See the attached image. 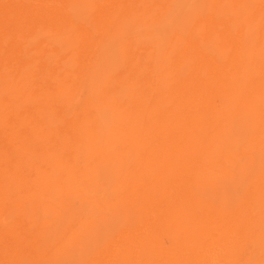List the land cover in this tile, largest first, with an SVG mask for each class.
<instances>
[{
  "label": "bare ground",
  "instance_id": "obj_1",
  "mask_svg": "<svg viewBox=\"0 0 264 264\" xmlns=\"http://www.w3.org/2000/svg\"><path fill=\"white\" fill-rule=\"evenodd\" d=\"M2 1L6 2V0H0V2H2ZM7 1H10V2H8V6L12 7V9H11L12 11H15V9H19L24 14H26L27 11L28 12L31 11V13L36 12L31 7H32V5L36 6L37 2H39V0H37L35 3L34 2L32 3L29 0H7ZM42 1H47V0H42ZM179 1H177L176 4H178ZM50 2H51L52 8L55 6H57V7L60 6V8H63L66 10V12H64L63 10H59V11L55 10L58 12V13L54 14L55 22H58V23L68 22L69 23L70 21H73L72 18H75L76 20H79L83 26L84 25H86V27L88 26L90 31L91 32L93 31L94 34H95L96 30L94 29V27H92L90 22L92 21L93 15L96 13L101 14L104 11L105 12L111 11V10H115V9H120L123 6L129 7V6H133V5H149V6L155 5V7H157L159 9L158 11H159V17H160V22H161L160 27H159L160 36L158 39L154 38V39L159 40V45L157 46V49L159 48L158 55H159V53H161L160 56L157 57L158 61H156V62L154 61L155 64L158 63V65H157L158 68H155V69L159 70V72L156 73L157 76L154 79V81L156 82V86H157V89H155V94L158 97L159 106H157V110L155 109L154 112H152V113L148 112L147 114L145 113V115H147L145 120L149 121L151 129L154 130V133H155V137L153 138V140H157V143L155 144V146L153 148V152L150 151L151 149L148 150L149 143H147V141H144L145 143H142V141H141L139 143L140 147H141V143H142L143 147L147 150V154H145V155H149V156H144V155L141 156L140 154H139L140 156L137 155L138 157L137 156L136 157L139 160L140 164L134 165L135 164L134 162L130 164V165L133 164V166H135L134 169L136 171H133V172L129 171V167H128L129 163L125 162V160H123V158H121V160H117L119 158V157H117V155L120 156L119 150H118L119 154L117 152V155H115L116 159L114 157L115 160L113 159V161L111 160V162H109L110 160L108 161V163H107L108 167L104 170V173H103L105 176L104 175L102 176L103 178L105 177L109 181V182H107L108 185L105 182L107 185L106 188H108V186L115 185V187H117V186L120 188L122 187L124 190L121 188V191L120 190L118 191L115 187H113V188L110 187L112 189V190L110 189L111 190V194H110L111 197L108 195V193L104 192L105 188L103 191L101 190L102 187H101V189L100 188L99 189L93 188L90 191L88 190L89 189L88 188L87 190L89 192H87V191L86 192H87L89 197H86V198L84 196L83 191L76 193V195H75L80 200V202H81L80 204L89 213V214H87V212L85 211L86 214L90 215V217H93V220H94L92 222L91 227L88 228V230L89 231L91 230V232L94 234V235H92L93 237L91 235H90L91 237L88 236V233L87 234L84 233L81 236L82 240L84 241V242H82V241L81 242L85 244L84 246L81 245V246H83L81 248H83L85 251L88 250L87 248L91 247V246H89V243H88V245L86 244L87 241H89V240L92 241L91 239H93L92 246L97 245L96 249H95L96 253L94 252L93 253L94 256L92 255L93 259H94L93 263L96 262L98 264H134V263L138 262L137 264H153L152 259H154V257H156V255L158 253H162V249H165L167 247H171V248L172 247L173 248L178 247L181 244L183 246V243L185 245L187 243L188 244L189 243H195L198 246V248H201L200 254H202L200 257H198V260H197L198 263H200V264H218L214 258V254L211 253V251L208 252L207 250L214 248V247H220V248L228 247L231 250V252H233L239 243L246 242V240H244V239H246L250 236L254 242L259 243L261 241H264V0H198L196 3H193L192 0H182L181 5L183 7V10L181 11V13L176 15V17H172L173 11L171 12V10L168 11V9H167L166 4L169 3L168 0H50ZM173 4H175V3H173ZM175 7H172V8L175 9ZM1 8H3V7L0 4V31L2 28L1 25L3 24V22L7 23L10 20V19H7V21L5 19L3 20V17H2L3 13L2 12H4L5 9L2 11ZM96 8L98 10L94 11ZM142 11H143V8H142ZM169 13H171L172 15ZM73 15H74V17L71 18V16H73ZM152 15H153V13L151 14V16ZM4 17H5V15H4ZM9 17H12V15H9ZM32 19H33V17H32ZM75 19H74V21H75ZM100 19L102 20L103 17H100ZM151 19H153V17ZM47 21H49V20L47 19ZM150 21L152 23V20H150ZM154 22L155 21H153V23ZM158 22L159 21H157L155 23L158 24ZM76 23H77V21H76ZM76 23H74V24H76ZM136 23H138V22H136ZM98 24H100V23H98ZM17 25H18V23H17ZM137 26H138L137 29L139 30V25H137ZM137 26L133 27V29H135ZM99 27H100V25H99ZM130 27H131V25H130ZM140 27H141V25H140ZM155 27H157V26H155ZM155 27H152V28L155 29ZM108 28H110V27H108ZM128 28L129 27H127L126 29L128 31H130ZM117 29H118V27H117ZM122 29H124V28H122ZM122 29H121V31L125 32V29L124 30H122ZM137 29L135 31H137ZM85 30H87V29H85ZM114 30L115 29L113 28V31ZM6 31H8V30H6ZM148 31H150V30H148ZM39 32H41V31H39ZM39 32H37V33H39ZM81 32H83V31H81ZM138 32L141 33L143 31L139 30ZM13 33H14V31H13ZM35 35L36 34H34V36ZM87 35H89V34H87ZM102 35H101V37H102ZM125 35H124V37H126ZM16 36H18V35H16ZM40 36H38V37H40ZM121 36L122 35H120L119 37H121ZM107 37L109 39V35ZM129 37L132 38L131 36H129ZM135 37H137V36H135ZM121 38L115 39V40L121 41L124 39L123 37H121ZM14 40H12V42H14ZM24 40H26V38ZM47 40H48L49 46L46 49L47 53L44 54V59L46 60V61L45 60L44 61L48 64V66L50 64H52V66L55 65V66L61 68V66L63 67V65L70 63V61H72V57L70 55L67 57L63 56L64 52L63 53H61V52L55 53V51H57V50L58 51L62 50L61 48H63L64 42L66 40H67V43H69V42L71 43L73 41L72 32L71 33L66 32V34L63 33L60 35L55 33L52 35V38L47 39ZM130 41H131V43H134L133 40H130ZM30 42L31 43H29V44L35 43L33 40H30ZM2 43H4V42L2 41ZM108 43H109V41H108ZM151 43H153V42H151ZM155 43H157V41H155ZM111 46L112 45H110V47ZM147 46H148V44H147ZM113 47L114 46H112L111 48L113 49ZM126 47H129V46H126ZM116 48L117 47H115V51L117 50ZM21 49L23 50V45L21 46ZM68 49H69V47H68ZM107 49L111 50L109 48H107ZM122 49H119V51L121 52ZM0 50H1V47H0ZM33 52L31 53V51H30L31 58H33V56H32V54H34ZM94 52H95V50H94ZM38 53H40V52H38ZM100 53H101V51H100ZM123 53H125V52H123ZM151 53H153V52H151ZM4 54L9 56L10 53H1V51H0V144H1V140H2L1 137H3V132H4L3 130L5 129V128H3L2 124L5 123L6 119L11 120L13 117L14 118L13 120H15V118H16V116L14 117L13 114H12L13 116L11 115L12 117H10L8 115L11 119L7 118L8 116H6L5 119H4V117L2 118V116H5L4 115L5 109H7L6 107L9 105L10 101H15V99L18 96H21V95H18L16 98L14 97V95L20 94L17 91L16 94L14 93L13 96H10L11 98H14L13 100H11V98L8 97V95H10V93H8L9 84H12V83L5 85L6 83L4 80L6 79L8 81L10 78H12V76L10 75L11 77L8 78L9 75L6 74L7 69L5 70L6 71L5 74L7 76L2 75V73H3L2 70L4 69L5 66L3 68L1 67L2 66L1 65V59H2V56ZM22 54H24V53H22ZM149 54L150 53H148V55ZM26 55H28V53ZM83 55L84 54H82V56ZM112 55H114V54H112ZM123 55L120 53L119 56L122 58ZM36 56H38V54ZM98 56H100V55L98 54ZM126 57H128V56H126ZM19 59L21 60V58H19ZM103 59L106 61V58L103 57ZM153 59H155V58L153 57ZM112 60H114V59H112ZM42 61H43V59H42ZM98 62L100 64V60H98ZM140 62H141V60H140ZM111 63L110 64L113 65V61ZM122 63H123V61H122ZM34 64H36V63H34ZM106 64H108V62ZM115 64H117V63H114V67H115ZM8 65H10V64H8ZM107 66L109 67V65H107ZM26 67H28V65H26ZM26 67L23 69H27ZM29 67H28V71L30 69H32V68L29 69ZM16 68L17 67L15 65L14 71ZM69 68H71V63L68 66V69ZM47 69H48V67H47ZM102 69L103 68L100 69L101 72H102ZM112 69H113L112 74H114V71H116V69H114V68H112ZM117 69H118V67H117ZM97 70L98 69H96V70L93 69V71L96 72L94 74H96L95 76H97L96 77L97 79L102 80V78L100 79V77L98 76L99 74L97 75V72H98ZM138 70H140V69H138ZM21 71H22V69H20V72ZM37 71H41V73H43L44 70L41 69V70H37ZM58 71H60V70H58ZM71 71H72V68H71ZM143 71H144V69H143ZM153 71H155V70H153ZM109 72H110V70H109ZM109 72H108V74H109ZM127 72L129 73V71H127ZM127 72L125 74H127ZM24 73H26V72H24ZM33 73H34V71H33ZM33 73L31 72V75ZM137 73H138V71H137ZM12 74H14V72ZM19 74L21 75V73H19ZM38 74H39V72H38ZM82 74H84V72H82ZM101 74L103 75L104 78H105V76L109 77V75L107 73L105 75L104 71ZM138 74L141 75L140 72ZM156 74H153V75H156ZM46 75H48V73H46ZM46 75H44V76H46ZM23 76H26V75L22 74L21 77H23ZM27 76H28V72H27ZM55 76H57V75H55ZM62 77H63V75L61 76V78ZM65 77H67V76L65 75ZM33 78L34 77H32V79ZM53 78H54V76H53ZM104 78H103L102 82L101 81L99 82V84L103 83L102 86L98 85L97 86L98 88L97 89L95 88V90L98 92L93 90L94 92L98 93L99 96L101 95L99 93V90H100L99 86H101V88L103 86H106L109 88L111 85L113 86V84H110V86H109L108 85L109 82H106L107 84L105 83L106 85H104ZM23 79H26V78H23ZM23 79H21V81ZM29 79H31V77H29ZM36 79H37V77H36ZM38 79H41V77H38ZM57 79L59 80V78H57ZM121 79H118V81H117L120 84H118L116 82L117 85H119V89H120V85H121V82L119 80H121ZM48 80H50V79H48ZM51 80H50V82H52ZM91 80H92V77H91ZM107 80H105V81H107ZM125 80H126V83H128L126 78L123 79V81H125ZM17 81H18V78H17ZM19 81H20V78H19ZM62 81H63V79H62ZM112 81H113V79H112ZM10 82H12V79ZM91 82H93V81H91ZM113 82L115 83V81H113ZM3 83H5L4 84L5 86H7L6 87V89H7L6 94L8 93L7 95H5V92L3 91L4 90V87L2 86ZM26 83H28V81H26ZM32 83L34 84V81H32ZM54 83L60 84L59 81L54 82ZM69 83H72V81ZM110 83H112V82H110ZM123 83H125V82H123ZM130 83L134 84V82H132V81L129 82L128 84H130ZM13 84H16V82H13ZM22 84H23L22 87L24 89L25 83H22ZM63 84H65V83H63ZM93 84L95 86V84L97 85L98 83H93ZM19 85L17 84L18 88H19ZM29 85L30 84H28V89L30 88ZM36 85H38V84H36ZM42 85H44V84H42ZM60 85L62 86V84H60ZM60 85H58V86H60ZM69 85L71 86V84H69ZM69 85H66V86L70 88ZM117 85H115V86L117 87ZM127 85H125V86H127ZM1 86L3 89L1 88ZM51 86H53V82L51 83ZM94 86H92V87L94 88ZM131 86L129 87V90H130ZM133 86L137 87V85L136 86L133 85ZM153 86H154V84H153ZM11 87H13V89H11V91L13 93V90H15V89H14V86H11ZM38 87H35V88L38 90ZM40 87H41V85H40ZM60 87L58 89H55V92L53 91L54 94L55 93L57 94V96L60 93V90L63 91V89H64L63 86H62L63 89H61ZM32 88L33 87H31V89ZM54 88L55 87L53 86L52 89H54ZM126 88H128V87H126ZM34 90L35 89L30 90V91L33 92ZM65 90H67L66 87H65L64 91ZM42 91L43 90H41V92ZM48 91H50L49 93H51V94L53 93V92H51V90L46 89L47 95H48ZM115 91L116 92H114V91L113 92L117 93V94L119 93V92H117L118 90H115ZM121 91H122V89H121ZM63 92L60 93V97H62V98H63V96L65 97V95H66V94L63 95ZM65 93L71 94L68 91H66ZM112 93H110V95ZM56 94H55V96H56ZM117 94H115V95H117ZM123 94H124V91H123ZM155 94H154V96H155ZM38 95L40 96V95H42V93L38 94ZM94 95H95V93H94ZM104 95L105 94L102 95L103 96L102 98H104ZM124 95H123V97H124ZM136 95H137V93H136ZM24 96H22V97H24ZM33 96H35V98H37L36 95H33ZM119 96L122 97V93L119 94ZM58 97H55V99L57 101L60 100V98L57 99ZM69 97H71V96L69 95ZM96 97H97L96 99H98V95ZM108 97H110V96L108 95ZM120 97L118 99H120ZM27 98H28V96H27ZM62 98H61L60 102L64 99V98L63 99ZM100 98H101V96H100ZM107 98H105V100H107ZM17 99H20V98H17ZM21 99L16 100V101L17 102L21 101ZM28 99H30V98H28ZM32 100H33V98H32ZM43 100H44V98H43ZM52 100H54V99H52V97H51V101ZM26 101H28V100H26ZM26 101H24V102L26 103ZM51 101H48V102H51ZM110 101L111 100H109V102ZM128 101H129V99H128ZM138 101H139V98H138ZM29 102L31 103V99L29 100ZM29 102H27V105L26 104L25 105L29 106L30 105ZM63 102H64V105L67 103V102L65 103V101H63ZM28 103H29V105H28ZM56 103H58V102H55V104ZM22 104H23V101H22ZM37 104L39 105L40 103H38V101H37ZM51 104H53V103H51ZM60 104H62V103H60ZM17 105L18 104H16V106ZM43 105L44 106L47 105L46 106L47 108L45 107V108H39V109L47 110L51 106L49 103H47L46 105L44 103ZM22 106H24V104ZM22 106H21V108H22ZM33 106H35V105H33ZM44 106H42V107H44ZM59 106L62 107V110H63L64 106H61V105H59ZM10 107H12V106L10 105ZM51 108L52 107H50V109L47 110L49 113H51L50 115H53L52 114L53 111L56 114L55 110H53L54 108H52L53 111H51ZM8 109H9V107H8ZM33 109H35V107H33ZM64 109H66V108H64ZM68 109L71 110L72 108L68 107ZM121 110L123 111V109H121ZM147 110L150 111V109H147ZM14 111H12L11 113H13ZM47 111L43 112V114L44 113L46 114ZM117 111H119V109ZM143 112H145V109ZM41 113L42 112L40 110V113H38V114H40L42 116V119H44L45 115H42ZM61 113H64V112L61 111ZM6 114H8V113L6 112ZM14 114H16V113H14ZM60 115H59V118H60ZM64 115L67 116V114H65V113H64ZM121 115H122V113H121ZM121 115H119V116H121ZM136 115H137V113H136ZM29 116H34V114L31 113ZM35 116H37V115H35ZM127 116H129V115H127ZM51 117L53 118L54 116H51ZM62 118H64V117H62ZM33 119H34V117H33ZM38 119H41V118H38ZM128 119H129V117H128ZM134 119H135V117H134ZM18 120H19V118H18ZM29 120L31 121V118ZM57 120H58V118H57ZM120 120H122V119H120ZM39 121H40L39 124H41L43 122V120H39ZM78 121L80 122V120H78ZM10 122H12V121H10ZM26 122L29 123L28 121H26ZM79 122H78V124H80ZM18 123H19V121H18ZM70 123H71V121H70ZM81 123L83 124V121ZM84 123H85V121H84ZM120 123H121V125H119V124H116V125L120 126L121 129H124V128H122V122H120ZM5 124L7 125V123H5ZM86 124H88V123H86ZM124 124H125V122L123 120V125ZM134 124L135 123H133V126L136 125V124L135 125ZM10 125L13 126V124H10ZM14 125H16V124H14ZM17 125L19 126V124H17ZM28 125L25 127L29 128ZM81 125H79V126L81 127ZM129 125H130V123H129ZM34 126H35V124H34ZM133 126H131V127H133ZM19 127H22V126H19ZM82 127L84 128V125H82ZM41 128H43V127H41ZM134 128H132V129H134ZM136 128H138V127H136ZM30 129H32V128H29V130ZM54 129H56V127ZM77 129H78V127H77ZM88 129L90 131V128H88ZM135 129L133 132H135ZM5 130H7V129H5ZM16 130H17V128H16ZM38 130H40V128ZM125 130H126V128H125ZM42 131H43V129H42ZM55 131H57V130H55ZM77 131H79V129ZM91 131H90V133L92 134ZM114 131H116V130H114ZM27 132L29 133L30 131L27 130ZM83 132H86V131H83ZM121 132H122V130H121ZM121 132H118V133L116 132V134L119 135ZM146 132L147 133H144V134H148L149 131L147 130ZM7 133H9V132L7 131ZM53 133L55 135V132H53ZM53 133H51V134H53ZM16 134H17V132H16ZM22 134H24V136H25V133L22 132ZM75 134L78 135V133H75ZM114 134H112L113 137L109 138V139H111V141L114 137L117 136V135L114 136ZM122 134H120V135H122ZM139 134L142 135V133H139ZM144 134H143V136H144ZM8 135L5 136L4 138H8ZM60 135L62 136L63 134H60ZM69 135H71V134H69ZM17 136L19 137V135H17ZM44 136H45V134H44ZM81 136H82V132H81ZM87 136H86V138H88ZM125 136L127 138V135H125ZM131 136L132 135L130 134V137ZM138 136H140V135H138ZM36 137H38V135H36ZM54 137H56V136H54ZM140 137H138V138L141 139ZM14 138H16V137H14ZM61 138H63L65 141L67 140V139H65V137H60V139ZM67 138H68V136H67ZM69 138H71V137H69ZM132 138H134V137H132ZM132 138H130L129 142L132 141L131 140ZM143 138H146V136ZM9 139H10V137H9ZM24 139H25V137H24ZM109 139H108V144H109ZM15 140H18V139H15ZM43 140H44V138H43ZM52 140H54V142H55L54 138ZM103 140H106V139L104 138ZM136 140H138L137 136H136ZM4 141H6V139ZM40 141L42 144L43 143L42 140H40ZM48 141L52 142L51 144L54 143L50 139ZM48 141H45V142L47 143ZM61 141H62V139H61ZM61 141H60V143H61ZM16 142L15 143L13 142L10 144L15 145ZM31 142H32V140H31ZM57 142H59V141H57ZM68 142H70V141H68ZM117 142H119V144L121 143V141H119V140ZM134 142L136 143L137 141H134ZM134 142L132 141L133 145L135 144ZM122 143H123V141H122ZM6 144H7V142H6ZM35 144H36V142H35ZM41 144L39 145L38 148L41 147ZM102 144H104V143H102ZM110 144L115 145L116 141L114 140V142H111ZM110 144H109V146H110ZM18 145H19V143H18ZM27 145H29V143ZM49 145H46V146L49 147ZM53 145H55L54 148H56L57 151L61 150V149H58L59 146H56V145H58L57 143L53 144ZM65 145L66 144L64 143L63 148ZM94 146H96V145H93V148H94ZM100 146H102V145H100ZM104 146H106V144ZM131 146H130V149H131ZM136 146H137V144H135L134 150H136L139 147V145L137 147ZM35 148H37V147H35ZM44 148H46V147H44ZM60 148H61V146H60ZM95 148L97 149V147H95ZM95 148H94V150H95ZM103 148H105V150L107 149L106 147H103ZM108 148H112V147L110 146ZM132 148H133V146H132ZM4 149H2V146L0 145V171L3 170L4 167L5 168L8 167L6 169H9V166H10L9 162H11V160L13 162V159H14L13 158L11 160H8V155H7L8 153H6L7 151L5 152ZM40 149L42 150V148H40ZM114 149H115V147H114ZM130 149L128 148V150H130ZM9 150H10V148H9ZM49 150H50V148H49ZM111 150H109V151H111ZM138 150L139 149H137V151ZM47 151H46V153L51 152V151H48V152ZM57 151H55L53 153H56ZM63 151H61V152L59 151L60 154ZM33 152H35V151H33ZM40 152H37V153H40ZM64 152H66V151H64ZM132 152L130 153V155L132 154ZM134 152H135V154H137L136 151H134ZM108 153H106V154H108ZM114 153H116V152H114ZM122 153H124V152H122ZM35 154L36 153H34V155ZM51 154H52V152L50 153V155ZM56 154L58 155L59 153H56ZM39 155H41V154H39ZM46 155L49 156L48 154H46ZM128 155L129 154H127V156ZM25 156H26V154H25ZM29 156H31V155H28V157ZM104 156L106 158V155H104ZM34 157H37V156H34ZM34 157L31 159V160H33V162L35 160ZM60 157H62V155ZM136 157H134V158H136ZM24 158H27V156L23 157L22 159L24 160ZM30 158L28 160H30ZM38 158H40V157H38ZM105 158H103V159H105ZM128 158L130 159V157H128ZM108 159H110V158L108 157ZM28 160L26 159V161H28ZM52 160H54V158ZM55 161H57V158H56V160H54V162ZM134 161H135V159H134ZM68 162L70 163V161H68ZM35 163H36V161L34 162V164ZM52 163L48 164V162H47L46 164L51 166ZM58 163H60V161H58ZM102 163L105 164V162H103V161H102ZM109 163H111L112 165H109ZM27 164H28V162L26 163V165ZM92 165L93 164H91V167H92ZM106 165L105 166L103 165V166L106 167ZM49 166L45 165L44 167L47 168ZM54 166L55 165H53V167ZM93 166H97V165L94 164ZM28 167H30V166H28ZM59 167H60V165H59ZM137 167H138V170H137ZM32 168H29V170ZM68 168H70L69 165H68ZM73 168H75V167H73ZM77 168H78V166H77ZM55 169H56V167H55ZM38 170H39V168H38ZM4 171H5V169H4ZM43 171L45 172L46 170H43ZM51 171H50V173H51ZM62 171H65V170L62 169ZM31 172H29V173L32 174ZM57 172L60 173L59 171H57ZM72 172H74V171H71V173ZM2 173H3V175L0 172V186L3 183L2 181L5 179V176H7L5 174V172H2ZM71 173H69V174H71ZM76 173H77V171H76ZM4 174H5V176H4ZM131 175H133V178H131ZM134 175H136V176L134 177ZM9 176H11V175H8V177ZM37 176H39V175H37ZM41 176H42V174H41ZM74 176H75V174H74ZM89 176H91V175H89ZM69 177L68 178L66 177L67 179L65 178L63 180L69 181L68 180ZM75 177H77V176H75ZM75 177H74V180H75ZM91 177H89V178L93 180V178H91ZM28 178H29V176H28ZM20 179L21 178L19 176L18 181H20ZM59 179H61V178H59ZM59 179H58V181L56 180L57 184H58V182H60ZM100 179H101V177H100ZM131 179H133V180L131 181ZM77 180H78V178H77ZM101 180H99L98 182H100ZM56 181H55V183L53 182L55 185H56ZM80 181H83V180H80ZM62 182H64V181H62ZM89 182H91V184H92V181H89ZM68 183L66 182V184H68ZM103 183L100 186H104L105 184L103 185ZM48 184H50V182H48ZM63 184H65V182ZM63 184H61V185H63ZM66 184H65V186H67ZM78 184H80V183H78ZM221 184H225V185H227V184L228 185L229 184H232V185L242 184V185H244L243 193L245 191L247 196L248 195L253 196L254 200L252 202V205L254 206V210L251 211V216L247 219L248 223H250V222L253 223V225L250 229H245L244 231H239L240 228L238 227V222H236V221H238L237 218H238L239 212H236L234 209H232L229 212H224L222 209H218L217 207H215L216 206L215 204H213L214 206H210V205H207V207L205 206L204 203H208L207 200H210L215 195L218 196L220 191H219V193H217V189H218L217 186L221 185ZM35 185L36 184H34V186ZM69 185H71V184H69ZM2 186H4V185H2ZM73 186H74V188L78 187V185H76V186L73 185ZM92 186L94 187V186H96V184L92 185ZM123 186H125V188ZM6 187H8V186H6ZM48 187H50V185H48ZM25 188H27V187H25ZM45 188H46V186H45ZM82 188H81V190H84ZM90 188H92V187H90ZM114 188L116 189V191L113 190ZM29 189H30V186H29ZM35 189H37V191L40 190L39 188H36V187H35ZM51 189L53 190V188H51ZM68 189H70V187H68ZM49 190H50V188H49ZM3 191L6 193V189H3ZM46 191H48L47 188L45 189V192H43L44 195L45 194L47 195ZM123 192H125V193L127 192V195L123 194V195H125L124 199L126 201H123V206H122V204H120V205L123 207V209L126 213L128 212V215H130V214L131 215L128 216L129 217L128 223L125 220L126 225L123 224L125 227L119 228V230L113 232V234H112L113 237L111 235L112 239L110 238L111 239L110 241H108V239H107V241L110 244L109 247L110 248L114 247V250H112V252H111L110 249L108 251V249L104 246V243L102 241V239H103L102 238L103 237L102 232L108 230V229L103 230V228H105V225L106 224L108 225V223H106V221L103 219L111 216L112 218L110 217L108 219H110V220L112 219L111 221H113V219H115V216L114 215H113L114 217L112 215L109 216V213H110L109 212L107 214L108 215L107 217H104L103 219H101V218L103 217V214L106 213V208L108 207V210H109V206H112V203H109V201H114V207L116 206V204L121 203V202H118V200L116 201L118 203H116L115 200L117 199L118 196L120 197V195ZM8 193L9 192H7V194ZM19 193H17V194H19ZM32 193H33V195H32L33 198H32V196H31V198L34 199V195H36L38 192L37 193L35 192L36 194L34 192H30L29 194H32ZM50 193L51 192H48V194H50ZM70 193L72 195L73 192L71 191ZM118 193L120 195H118L115 199V195ZM12 194L13 195L11 197H13L14 194L16 195L15 192ZM26 194H28V193H26ZM87 194H86V196H87ZM220 194H219V196H220ZM52 195L53 194H51V196ZM55 195L57 196V194H55ZM55 195H53V197ZM67 195H69V194L67 193ZM71 195L69 197H71ZM16 196H17V198L19 197L18 195H16ZM36 196L38 197V194ZM51 196L47 197V198H49V201H48L49 204H53V203H50V200L52 199ZM59 197H57V198H59ZM3 198L4 197H2V191L0 190V199H3ZM72 198L76 199V197H74V196ZM43 199L45 202V198H43ZM121 199H123V198H121ZM218 199H219V197H218ZM23 200L24 199H22L21 202ZM69 200H67V201H69ZM40 201L43 202L41 199H40ZM40 201H38V202H40ZM53 201L55 202V200H53ZM14 203H17V202L15 201ZM73 203H75V202H73ZM62 205L64 206V204H62ZM68 205H70V202ZM120 205L118 204L117 207L121 208ZM2 206H0V208ZM8 206H10V205H8ZM27 207H29V206L27 205ZM31 207H32V205H31ZM31 207L26 208V209L29 210V209H31ZM45 207H47V206H45ZM55 207H56V205H55ZM55 207L53 206V208H55ZM117 207L115 209H117ZM2 208H5V207H2ZM13 208L18 209V206L13 207ZM42 208H44V206ZM47 208L50 209L49 205ZM51 208H52V206H51ZM56 208H58V207H56ZM84 208L82 210V213L84 211ZM20 209H22V208H20ZM24 209H25V207H24ZM26 209L24 210V212L27 211ZM77 209L78 208H76V210ZM111 209H112V207H111ZM113 209H112V211H113ZM44 210H45V208H44ZM22 211H23V209H22ZM67 211H69V209H67ZM109 211H111V210H109ZM9 212L12 215V213H11L12 211L9 210L7 213L8 215H9ZM78 212H80V211H78ZM30 213H31V211H30ZM57 213H59L58 210H57ZM67 213L69 214V212H67ZM75 213H76V215H79V216H80V214L82 215V213H80V214H78L77 212H75ZM32 214H34V213H32ZM86 214L83 213V215H86ZM30 215H28V216L31 217ZM36 215H34L33 217H36ZM38 215L40 216V214H38ZM38 215H37V217H39ZM60 215H62V213H60ZM58 216H59V214H58ZM69 216H70L69 220H71V218H75V219L79 218V217H75V215H73L74 217H71V214H69ZM105 216H106V214H105ZM121 216H119V217L121 218ZM41 217H43V216H41ZM125 217H127V215ZM46 218H47V215L44 217V219H46ZM52 218H53V216H52ZM54 218L52 221H54ZM120 218H119V221H120ZM30 219H29V221H30ZM66 219H67V217L65 215V220ZM89 219L91 220L92 218H89ZM216 219L218 220L217 223L215 222ZM26 220H27V218H26ZM40 220H42V219H40ZM40 220H38V221L40 222ZM77 220L78 219H76L75 222H77ZM29 221H26V222H29ZM52 221H51L52 224L50 223L51 224L50 226L55 225V223H56V221H55V223ZM59 221L57 224H61L60 226L62 227L63 224H62V222H59ZM0 222H2L4 224L2 219H0ZM42 222L44 223V220H42ZM89 222H91V221H89ZM7 223H5V224L8 226H6L5 224L2 226L0 224V264H4L6 258L9 256V254L11 255L10 246H11L12 252L17 257V260L19 259L18 256L20 254H21V256H23V253L26 254L28 252H31L35 256H37L36 254L39 251H40V254L38 253L39 255H41V253L43 254L42 250H44V251L46 250L49 254L50 253L53 254L58 249V245L55 241H54V244H49V245H46L45 247L43 246L42 249L40 248V246L37 243L31 242L33 240L36 241V238H38V237L40 239L43 238L44 241L47 242V239L44 237V235L42 238H41L42 235L41 236L37 235L39 233L42 234L43 233L42 230H38L41 232H39L37 234L35 233V235H37V236H35L33 234L34 237H36V238H34L32 236L34 239L32 238L31 241H28L27 239L24 241H21L20 237H19L20 241L17 240L16 237H18L19 235L22 236V235L28 233L27 235L29 236V232H36L37 229L33 228L34 231H28L31 227L28 229L27 227H24L23 225L18 226L17 229H13ZM68 223L69 222L67 220V224L66 223L65 224L68 225ZM77 223H79V222H77ZM54 227H51V228H53V230H56L58 228L57 226H56L57 227L56 229ZM67 227L65 226L66 229H67ZM107 228H108V226H107ZM47 229H48V226L45 229L46 231H44L45 234L50 233L49 230H47ZM85 230L87 231L86 226H85L84 232H85ZM59 231L61 232V230H59ZM54 232H57V230ZM57 233L59 235V232H57ZM50 234H52V232ZM61 234H63V232H61ZM80 234H82V233H80ZM55 235H57V234H55ZM67 235H70V234H67ZM67 235H65V236H67ZM84 237H86L87 239ZM47 238L49 241L51 240L48 237V235H47ZM55 238L53 237V240ZM62 238H63V236L61 235V239ZM79 239H81V238H79ZM53 240H51L50 243H52ZM40 241H39V243H41ZM188 244H187V246H188ZM68 245H69V243H68ZM71 246L72 245L70 244V247ZM59 247H60V245H59ZM107 247H108V245H107ZM61 248H63V247H61ZM75 248H76V246H75ZM185 249H187V248H185ZM58 250L60 251V249H58ZM77 250H79V249H77ZM203 250H206V251L204 252ZM63 251H65V250H63ZM88 251H90V250H88ZM195 251H197V250H195ZM87 252H85V253H87ZM44 253H46V252H44ZM184 253H186V250ZM187 253H190L188 251V249H187ZM83 254H84V252H83ZM73 256H71V260H73V261L75 260V262H77L76 259L78 257L74 256L76 258L75 259ZM92 256H91V258H92ZM224 256H226V254ZM230 256H233V255H230ZM52 257H53V255H52ZM64 257L66 258L67 256L65 255ZM64 257H62V259ZM25 258H27V257H25ZM45 258L47 260L46 256H45ZM195 259H197V258H195ZM31 260L34 261V258ZM31 260H29V261H31ZM36 260H38V259H36ZM42 260H44V259H42ZM67 261H69V259H66V260L64 259V262L60 261V262H62L60 264H65V263H67ZM36 262L38 263V261H36ZM91 262H92V260H91ZM155 262H154V264H155ZM31 263H32V261H31ZM34 263H32V264H34ZM41 264H43V263L41 262ZM49 264H51V262ZM87 264H88V260H87Z\"/></svg>",
  "mask_w": 264,
  "mask_h": 264
},
{
  "label": "rangeland",
  "instance_id": "obj_2",
  "mask_svg": "<svg viewBox=\"0 0 264 264\" xmlns=\"http://www.w3.org/2000/svg\"><path fill=\"white\" fill-rule=\"evenodd\" d=\"M30 2H36L37 0H29ZM169 1V3L168 4H166V6H167V9H168V11L169 10H171V12H172V14H173V16L172 17H176V15H178L179 13H181V11L183 10V7H182V0H168ZM176 1V2H175ZM177 1H179L178 2V4H176L177 3ZM198 0H192V2L193 3H196ZM8 2H10V1H7L6 0V2H4V1H2V2H0V4L2 5V7L3 8H1L2 9V11L4 10V12H2L3 14H2V17H3V20L5 19L6 21H7V19H10L7 23H4L3 22V24L1 25L2 26V28H1V31H0V47H1V53H10L9 54V56L8 55H6V54H4L3 56H2V59H1V67L3 68L4 66V69L2 70L3 71V73H2V75L4 76H7V75H9L8 76V78H10L11 76H12V78H10L8 81L5 79L4 81H5V83H3V87H4V92H5V95H7L8 93H10V95H8V97L9 98H11L10 96H13L14 95V93L16 94V92L18 91V93H20V94H17V95H14V97L16 98L18 95H21V96H18L17 98H22L21 99V101H16V100H20V99H15V101H10V103H9V105L6 107L7 109H5V116H2V118L4 117V119L6 118V116H10V117H12L13 115H14V117L16 116V118H15V120H13L14 118L12 117V119L8 116L7 118H10L11 120H9V119H6L5 120V123H7V125L5 124H2V126H3V128H5V129H7V130H3L4 132H3V137H1V146H2V149H4L5 150V152L6 153H8L7 155H8V160H11V159H13V162H12V160H11V162H9L10 163V166H9V169H6V168H8V167H4V169H5V171H4V169L3 170H1L0 172H1V174L3 175V173L2 172H5V174L7 175V176H5V174H4V176H5V179L2 181L3 183L1 184V186H0V190L2 191V197H4L3 199H0V206H2V207H5V208H0V219H2L3 220V222H4V224L5 223H7V224H9L13 229H17V227L18 226H20V225H23L24 227H27L29 230L28 231H34L33 230V228H35V229H37V231L38 230H42V234L41 233H39V232H41V231H36V232H29V236L27 235V234H24V235H19L18 237H16V239L17 240H19L20 241V238H21V241H24V240H28V241H31V239L34 237V235H35V233L37 234V233H39V234H37L38 236H41V238L43 237V235H44V237L47 239V242H45L44 241V239L42 240V239H40L39 237L38 238H36V237H34V238H36V241L35 240H33V241H31V242H35V243H37L39 246H40V248L42 249L43 248V246L45 247L46 245H49V244H54V241L57 243V245H58V249H60V251L58 250H56L53 254L52 253H48L46 250L44 251V250H42L43 251V254L41 253V255H39L40 254V251L36 254L37 256H35L33 253H31V252H28V253H26V254H24L23 253V256H21V254L18 256V260H17V257L14 255V253L12 252V250H11V246H10V252H11V255L9 254V256L6 258V260H5V263L4 264H30L31 263V261H32V263H36V264H41V262L43 263V264H49L50 262H51V264H60V263H62V262H60V261H63L64 262V259L66 260V259H69V261H67V263H65V264H87V260H88V264H98V263H96V262H94L93 263V261H94V259H93V253L95 252L96 253V251H95V249H96V246L94 245V246H92V244H93V239H91L92 241H87V245H88V243H89V246H91L90 248H87L88 250H90V251H85L83 248H81V247H83L85 244L84 243H82V242H84L83 240H82V235L84 234V233H88V236H92V235H94L92 232H91V230L89 231L88 230V228L89 227H91V225H92V222L94 221L93 220V217H90V215H87V214H89L87 211H86V209L80 204L81 202H80V200L78 199V197L77 196H75L76 195V193H79V192H84V196H85V198L86 197H89L88 196V194H87V192H89L91 189H93V188H100L101 189V187H102V191L104 190V188H105V190H104V192H106V193H108V195L110 196V194H111V188H113V187H115V185H113V186H108V188H106L107 187V185H108V183L107 182H109L105 177V179L102 177L104 174V170L108 167V161L109 162H111V160L113 161V159H114V157H115V159H116V156L115 155H117V152H118V150L120 151V156L119 155H117V157H119L117 160H121V158H123V160H125V162H127V163H129V165H128V167H129V171H131V172H133V171H136L135 169H134V167L135 166H133V164L132 165H130L131 163H135L134 165H136V164H140V162H139V160L137 159V157L138 156H149V155H145V154H147V150L143 147V145H142V143H145L144 141H147V143H149V147H148V150H150V151H152L153 152V148H154V146H155V144L157 143V140H153V138L155 137V133H154V130H152L151 129V127H150V124H149V121H147V120H145L146 119V116L147 115H145V113L147 114L148 112L149 113H152V112H154L155 111V109L157 110V106H159V104H158V97H157V95L155 94V89H157V86H156V82L154 81V79H155V77L157 76V74L156 73H158L159 72V70L158 69H155V68H158V63L157 64H155L154 63V61L156 62V61H158V59H157V57H159L160 56V54L161 53H159V55H158V51H159V48L157 49V46L159 45V40H157L158 38H159V36H160V33H159V27H160V24H161V22H160V17H159V9L157 8V7H155V5H151V6H149V5H133V6H129V7H127V6H123L122 8H120V9H115V10H111V11H104V12H102L101 14L100 13H96V14H94L93 15V18H92V21L90 22V24L92 25V27H94V29L96 30V32H95V34L93 33V31L91 32L90 31V29H89V27L87 26L86 27V25H82L81 24V22L79 21V20H76L75 18H72V17H74V15L73 16H71V18L73 19V21H70L69 23L68 22H66V23H58V22H55V20H54V14L55 13H58L57 11H55V10H63L64 12H66V10L65 9H63V8H60V6L59 7H57V6H55V7H53L52 8V6H51V2H50V0H47V1H42V0H39V2H37V5L36 6H33L32 4V9H34L36 12H34V13H31V11L30 12H28L27 11V13L26 14H24L22 11H20L19 9H15V11H12L11 9H12V7H9L8 6ZM50 3V4H49ZM173 3H175V4H173ZM180 3V4H179ZM174 5V6H173ZM177 5V6H176ZM154 6V7H153ZM176 6V7H175ZM152 7V8H151ZM172 7H175V9L174 8H172ZM142 8H143V11H142ZM154 8V9H153ZM156 8V9H155ZM173 9V10H172ZM178 9V10H177ZM181 9V10H180ZM96 10H98L97 8L94 10V11H96ZM153 10V11H152ZM39 11V12H38ZM156 13H155V12ZM177 11V12H176ZM143 12V13H142ZM10 13V14H9ZM153 13V15L151 16V14ZM23 14V15H22ZM169 14H171V13H169ZM171 14V15H172ZM4 15H5V17H4ZM9 15H12V17H9ZM150 15V16H149ZM149 18H148V17ZM32 17H33V19H32ZM53 17V18H52ZM77 17V16H76ZM100 17H103V19L101 20L100 19ZM147 17V18H146ZM153 17V19H151V18ZM52 18V19H51ZM22 19V20H21ZM47 19L49 20V21H47ZM74 19H75V21H74ZM70 20V19H69ZM150 20H152V23H151V21ZM76 21H77V23H76ZM153 21H155V22H157V21H159L158 22V24L157 23H153ZM125 22V23H124ZM127 22V23H126ZM136 22H138V23H136ZM17 23H18V25H17ZM74 23H76V24H74ZM98 23H100V24H98ZM99 25H100V27H99ZM118 27V29H117V27ZM124 25V26H123ZM130 25H131V27H130ZM137 25H139V30L140 31H143V32H141V33H139L138 31V26ZM140 25H141V27H140ZM143 25V26H142ZM70 26V27H69ZM83 26V27H82ZM114 26V27H113ZM135 26H137L135 29H133V27H135ZM155 26H157V27H155ZM103 27V28H102ZM108 27H110V28H108ZM120 27V28H119ZM127 27H129L128 29L130 30V31H128L126 28ZM152 27H155V29L154 28H152ZM113 28L115 29L114 31H113ZM122 28H124L125 29V32H123V31H121V29ZM132 28V29H131ZM85 29H87V30H85ZM109 31H108V30ZM124 29H122V30H124ZM137 29V31H135ZM6 30H8V31H6ZM38 30V31H37ZM107 30V31H106ZM134 30V31H133ZM145 30V31H144ZM148 30H150V31H148ZM13 31H14V33H13ZM39 31H41V32H39ZM81 31H83V32H81ZM86 31V32H85ZM117 33H116V32ZM128 31V32H127ZM37 32H39V33H37ZM66 32L67 33H71L72 32V35H73V41L70 43H67V40L64 42V45H63V48H61L62 50L61 51H55V53H63L64 52V55L63 56H65V57H67V56H71L72 57V61H70V63H71V68H72V71H71V68H69L68 69V66L70 65V63H67V64H65V65H63V67L61 66V68L60 67H57V66H55V65H53L52 66V64H50L49 66H48V64L45 62L46 60L44 59V54H46L47 52H46V49H47V47L49 46V43H48V40L47 39H50V38H52V35L53 34H55V33H57L58 35H60V34H63V33H65L66 34ZM116 34H115V33ZM158 32V33H157ZM44 33V34H43ZM110 33V34H109ZM120 33V34H119ZM122 33V34H121ZM126 35H125V34ZM130 33V34H129ZM34 34H36L35 36H34ZM38 34V35H37ZM41 36H40V35ZM43 34V35H42ZM87 34H89V35H87ZM103 34V35H102ZM112 34V35H111ZM119 34V35H118ZM126 36V37H124V35ZM16 35H18V36H16ZM101 35H102V37H101ZM109 35V39H108V36ZM118 35V36H117ZM120 35H122L121 37H123L124 39L123 40H115V39H119V38H121V37H119ZM137 36V37H135V36ZM144 35V36H143ZM37 36V37H36ZM38 36H40V37H38ZM67 36V35H66ZM117 36V37H116ZM128 36V37H127ZM129 36H131L132 38H130ZM13 37V38H12ZM32 37V38H31ZM153 37V38H152ZM14 40V42H12V40ZM26 38V40H24ZM31 38V39H30ZM42 40H41V39ZM99 38V39H98ZM154 38H157V39H154ZM35 39V40H34ZM108 39V40H107ZM122 39V38H121ZM141 41H140V40ZM143 39V40H142ZM30 40H33L35 43H32V44H29V43H31L30 42ZM130 40H133L134 41V43H131V41ZM2 41L4 42V43H2ZM11 41V42H10ZM23 41V42H22ZM108 41H109V43H108ZM113 41V42H112ZM132 41V42H133ZM139 41V42H138ZM155 41H157V43H155ZM82 42V43H81ZM116 42V43H115ZM151 42H153V43H151ZM14 43V44H13ZM67 43V44H66ZM98 44V45H97ZM147 44H148V46H147ZM23 45V50L21 49V46ZM110 45H112V46H114L113 47V49L110 47ZM16 46V47H15ZM32 46V47H31ZM86 46V47H85ZM126 46H129V47H126ZM29 47V48H28ZM68 47H69V49H68ZM71 47V48H70ZM96 47V48H95ZM115 47H117L116 49V51H115ZM126 49H125V48ZM137 47V48H136ZM153 47V48H152ZM17 48V49H16ZM20 48V49H19ZM74 48V49H73ZM87 50H86V49ZM99 48V49H98ZM107 48H109V49H111V50H108ZM123 48V49H122ZM119 49H122V51L120 52L119 51ZM154 49V50H153ZM5 50V51H4ZM94 50H95V52H94ZM108 50V51H107ZM114 50V51H113ZM126 50V51H125ZM153 50V51H152ZM30 51H31V53L33 52L34 54H32V56H33V58H31V54H30ZM99 51V52H98ZM100 51H101V53H100ZM111 51V52H110ZM157 51V52H156ZM38 52H40V53H38ZM73 52V53H72ZM116 52V53H115ZM123 52H127L126 54L125 53H123ZM131 52V53H130ZM151 52H153V53H151ZM22 53H24V54H22ZM28 53V55H26ZM95 53V54H94ZM109 53V54H108ZM111 53V54H110ZM120 53L123 55V57L121 58L119 55H120ZM139 53V54H138ZM148 53H150L149 55H148ZM38 54V56H36V55ZM82 54H84L83 56H82ZM98 54L100 55V56H98ZM109 56H107V55ZM112 54H114V55H112ZM157 54V55H156ZM30 55V56H29ZM103 55V56H102ZM155 55V56H154ZM23 58H22V57ZM117 56V57H116ZM125 56V57H124ZM126 56H128V57H126ZM103 57L104 58H106V61L103 59ZM109 59H108V58ZM153 57L156 59H153ZM15 58V59H14ZM19 58H21V60L19 59ZM38 58V59H37ZM49 58V57H48ZM42 59H43V61H42ZM112 59H114V60H112ZM45 60V61H44ZM98 60H100V64H99V62H98ZM102 60V61H101ZM105 62H104V61ZM123 61V63H122V61ZM126 60V61H125ZM140 60H141V62H140ZM153 60V61H152ZM19 61V62H18ZM34 61V62H33ZM38 61V62H37ZM113 61V65H111L112 62ZM118 61V62H117ZM147 61V62H146ZM18 64H17V63ZM102 62V63H101ZM108 62V64H106ZM111 64H110V63ZM27 63V64H26ZM34 63H36V64H34ZM77 65H76V64ZM98 63V64H97ZM114 63H117V64H115V67H114ZM8 64H10V65H8ZM85 64V65H84ZM15 65H16V69H15V71H14V68H15ZM26 65H28V67H29V69L30 68H32V69H30L29 71H28V67H26ZM107 65H109V67L107 66ZM14 66V67H13ZM118 67V69H117V67ZM155 66V67H154ZM11 67V68H10ZM27 68V69H23V68ZM47 67H48V69H47ZM100 67V68H99ZM1 68V69H2ZM101 68H103L102 69V72L104 71V73H105V75H106V73L108 74V72H109V70H110V72H109V79L105 76V78L103 77V75L101 74L102 72L100 71V69ZM112 68H114V69H116V71H114V74H112V72H113V69ZM7 69V70H6ZM20 69H22V71L20 72ZM41 69H43L44 71H43V73H41V71H37V70H41ZM84 69V70H83ZM93 69L94 70H96V69H98L97 71L99 72H97V75L100 77V79L102 78V80H103V78H104V85H106L107 83L106 82H109V86H110V84H113V86L111 85L110 86V88L109 87H106V86H103L102 88H101V86H102V84L100 83L99 84V82L101 81L102 82V80H99V79H97L96 77L97 76H95L96 74H94V73H96V72H94L93 71ZM138 69H140V70H138ZM143 69H144V71H143ZM7 71V73H6V71ZM11 70V71H10ZM48 70V71H47ZM58 70H60V71H58ZM69 70V71H68ZM108 70V71H107ZM124 70V71H123ZM153 70H155V71H153ZM26 72V73H24V72ZM33 73V71H34V73L31 75V72ZM106 71V72H105ZM127 71H129V73L127 72ZM137 71H138V73L140 72V74L141 75H139L138 73H137ZM143 71V72H142ZM10 72V73H9ZM14 72V74H12ZM27 72H28V76H27ZM38 72H39V74H38ZM82 72H84V74H82ZM101 72V73H100ZM116 72V73H115ZM127 72V74H125ZM7 75H6V74ZM19 73H21V75L19 74ZM45 73V74H44ZM46 73H48V75H46ZM56 73V74H55ZM111 73V74H110ZM137 73V74H136ZM22 74L23 75H26V76H23V77H21L22 76ZM36 74V75H35ZM67 76V77H65V75ZM82 74V75H81ZM101 74V75H100ZM153 74H156V75H153ZM11 75V76H10ZM39 75V76H38ZM44 75H46V76H44ZM55 75H57V76H55ZM63 75V77L61 78V76ZM92 75V76H91ZM2 76V77H3ZM20 76V77H19ZM53 76H54V78H53ZM73 76V77H72ZM75 76V77H74ZM81 76V77H80ZM92 77V80H91V77ZM102 76V77H101ZM121 76V77H120ZM29 77H31V79H29ZM32 77H34L33 79H32ZM36 77H37V79H36ZM38 77H41V79H38ZM72 77V78H71ZM95 77V78H94ZM98 77V78H99ZM126 78L127 79V82L129 83V82H134V84H132V83H130V84H128V83H126V80L125 81H123V79L124 78ZM6 78V77H5ZM17 78H18V81H17ZM19 78H20V81H19ZM23 78H26V79H23ZM57 78H59V80L57 79ZM108 80H107V79ZM122 78V79H121ZM11 79H12V82H10L11 81ZM21 79H23L22 81H21ZM48 79H52L51 81L53 82V86L55 87L54 89H52L53 88V86H51V83L52 82H50V80H48ZM62 79H63V81H62ZM75 79V80H74ZM112 79H113V81H115V83L112 81ZM118 79H121V80H119L120 82H121V85H120V89H119V85H117V83L118 84H120L119 82H117L118 81ZM55 80V81H54ZM66 80V81H65ZM72 81V83H69V82H71ZM105 80H107V81H105ZM111 80V81H110ZM131 80V81H130ZM26 81H28V83H26ZM31 81V82H30ZM32 81H34V84L32 83ZM44 81V82H43ZM57 81H59V83L60 84H62V86H63V88L65 89V87L67 88V90H65L64 91V89L62 88V86L60 85V84H56V83H54V82H57ZM62 81V82H61ZM91 81H93V82H91ZM154 83H153V82ZM13 82H16V84H13ZM30 82V83H29ZM110 82H112V83H110ZM117 82V83H116ZM123 82H125V83H123ZM152 82V83H151ZM9 83H12V84H9ZM21 83V84H20ZM22 83H25L24 84V89H23V84ZM40 83V84H39ZM63 83H65L66 85H69V84H71V86H70V88L69 87H67L65 84H63ZM69 83V84H68ZM93 83H98L97 85L95 84V86H94V84ZM106 83V84H105ZM140 83V84H139ZM8 85L9 84V91H8V93L6 94V87L7 86H5V85ZM17 84L19 85V88L17 87ZM28 84H30L29 86H30V88L28 89ZM33 84V85H32ZM36 84H38V85H36ZM42 84H44V85H42ZM93 84V85H92ZM117 85V87L115 86V85ZM128 84V85H127ZM139 84V85H138ZM153 84H154V86H153ZM40 85H41V87H40ZM58 85H60V86H58ZM98 85H101V86H99V88H100V90H99V93L101 94L100 96H101V98H100V96H99V94L98 93H96V92H98V91H96L95 90V88L97 89L98 87ZM125 85H127V86H125ZM132 85V86H131ZM133 85H137V87H134ZM2 86H1V88H2ZM11 86H14V89L15 90H13V93H12V91H11V89H13V87H11ZM39 86V87H38ZM92 86H94V88L92 87ZM122 86V87H121ZM131 86V88H130V90H129V87ZM144 86V87H143ZM17 87V88H16ZM31 87H33L32 89H31ZM35 87H38V90L35 88ZM44 87V88H43ZM52 87V88H51ZM61 88V89H63V91L62 90H60V93H62L63 92V95H65V97L63 96V98L62 97H60V93L58 94V96H57V94H56V96H55V94H54V92H55V89H58V88ZM112 87V88H111ZM126 87H128V88H126ZM143 87V88H142ZM23 90H22V89ZM47 90H51V92H53L52 94L51 93H49L50 91H48V95H47V93H46V89ZM69 88V89H68ZM118 88V89H117ZM3 89V88H2ZM1 89V90H2ZM18 89V90H17ZM21 89V90H20ZM33 89H35L33 92L32 91H30V90H33ZM121 89H122V91H121ZM27 92H26V91ZM40 90V91H39ZM41 90H43L42 92H41ZM93 90H95L96 92H94ZM115 90H118L117 92H119L118 94L117 93H114V92H116ZM133 90V91H132ZM11 91V92H10ZM58 91V90H57ZM56 91V92H57ZM62 91V92H61ZM66 91H68L69 93H71V94H68V93H65ZM114 91V92H113ZM123 91H124V94H123ZM38 92V93H37ZM42 93V95H38V94H41ZM113 92V93H112ZM122 93V97H120L119 96V94H121ZM3 93V92H2ZM12 93V94H11ZM27 93V94H26ZM94 93H95V95H94ZM110 93H112L111 95H110ZM133 93V94H132ZM136 93H137V95H136ZM25 96H24V95ZM54 94V95H53ZM103 94H105L104 95V98H102L103 96ZM115 94H117V95H115ZM153 94V95H152ZM154 94H155V96H154ZM33 95H36V97L37 98H35V96H33ZM38 95V96H37ZM54 97H53V96ZM69 95L71 96V97H69ZM98 95V99H96L97 96ZM108 95L110 96V97H108ZM123 95H124V97H123ZM22 96H24V97H22ZM27 96H28V98H30L31 99V103L29 102V100L30 99H28L27 98ZM43 96V97H42ZM52 97V99H54V100H52L51 101V97ZM68 96V97H67ZM73 96V97H72ZM118 96V97H117ZM42 97V98H41ZM48 97V98H47ZM55 97H58L57 99H59L60 98V100H61V98L63 99L61 102H60V100H56L55 99ZM95 97V98H94ZM108 97V98H107ZM114 97V98H113ZM120 97V99H118ZM25 98V99H24ZM27 98V99H26ZM32 98H33V100H32ZM41 100H40V99ZM43 98H44V100H43ZM105 98H107V100H105ZM135 98V99H134ZM138 98H139V101H138ZM141 98V99H140ZM14 98H11V100H13ZM38 99V100H37ZM111 100L110 102H109V100ZM128 99H129V101H128ZM26 100H28V101H26ZM43 100V101H42ZM56 100V101H55ZM69 100V101H68ZM113 100V101H112ZM22 101H23V104H24V106H22L23 104H22ZM24 101H26V103L24 102ZM37 101H38V103H40L39 105L37 104ZM41 101V102H40ZM48 101H51V102H48ZM54 101V102H53ZM63 101H65V105H64V102ZM115 101V102H114ZM122 101V102H121ZM12 102V103H11ZM27 102H29L30 103V105H29V103H28V105L29 106H26L27 105ZM45 103V105L47 104V103H49L51 106L50 107H52V108H54L53 110H55V112H56V114L54 113V111L52 110V108H51V111H53L52 112V114L53 115H50L51 113H49L47 110L48 109H50V107L47 109V110H45V111H47V113L45 114H43V112H45L43 109H39V108H45L46 106H44L43 104ZM55 102H58V103H56L55 104ZM155 102V103H154ZM14 103V104H13ZM51 103H53V104H51ZM60 103H62V104H60ZM16 104H18L17 106H16ZM26 104V105H25ZM61 105V106H64L63 107V110H62V107H60L59 105ZM114 104V105H113ZM10 105L12 106V107H10ZM14 105V106H13ZM33 105H35V106H33ZM69 105V106H68ZM21 106H22V108H21ZM31 106V107H30ZM42 106H44V107H42ZM67 106V107H66ZM116 108H115V107ZM8 107H9V109H8ZM14 107V108H13ZM17 109H16V108ZM27 107V108H26ZM33 107H35V109H33ZM68 107L69 108H72L71 110H69L68 109ZM24 108V109H23ZM26 108V109H25ZM47 108V107H46ZM64 108H66V109H64ZM123 109V111L121 110V109ZM16 111H14V110ZM22 109V110H21ZM30 109V110H29ZM37 109V110H36ZM119 109V111H117ZM144 109H145V112H143L144 111ZM147 109H150V111L149 110H147ZM19 110V111H18ZM40 110H41V114L42 115H45V118L44 119H42V116L40 115V114H38V113H40ZM121 110V111H120ZM12 111H14L13 113H11ZM50 111V110H49ZM61 111L62 112H64L65 114H67V116L66 115H64V113H61ZM6 112L8 113V114H6ZM19 112V113H18ZM21 112V113H20ZM23 112V113H22ZM29 112V113H28ZM38 112V113H37ZM117 112V113H116ZM119 112V113H118ZM122 113V115H121V113ZM14 113H16V114H14ZM34 114V116H29L30 114ZM136 113H137V115H136ZM142 115H140V114ZM13 114V115H12ZM28 114V115H27ZM55 114V115H54ZM61 114V115H60ZM64 116H63V115ZM70 114V115H69ZM12 115V116H11ZM35 115H37V116H35ZM59 115H60V118H59ZM77 115V116H76ZM119 115H121V116H119ZM125 115V116H124ZM127 115H129V116H127ZM24 116V117H23ZM41 116V117H40ZM51 116H54L53 118L51 117ZM66 116V117H65ZM120 118H119V117ZM33 117H34V119H33ZM62 117H64V118H62ZM128 117H129V119H128ZM134 117H135V119H134ZM142 117V118H141ZM18 118H19V120H18ZM23 120H22V119ZM31 118V121L29 120ZM38 118H41V119H38ZM55 118V119H54ZM57 118H58V120H57ZM33 119V120H32ZM51 119V120H50ZM74 119V120H73ZM85 119V120H84ZM120 119H122V120H120ZM131 119V120H130ZM140 119V120H139ZM2 120V119H1ZM21 120V121H20ZM39 120H43V124L41 123V124H39ZM78 120H80V122L78 121ZM83 121V124L81 123L82 121ZM122 122V128H124V129H121V127L120 126H118V125H116V124H119V125H121V123L119 122ZM123 120H124V122H125V124L123 125ZM133 120V121H132ZM137 120V121H136ZM10 121H12V122H10ZM18 121H19V123H18ZM26 121H28L29 123H27ZM70 121H71V123H70ZM84 121H85V123H84ZM118 121V122H117ZM135 123L134 125L136 126V127H138V128H136L135 126H133V123ZM10 122V123H9ZM35 122V123H34ZM73 122V123H72ZM78 122L80 123V124H78ZM33 123V124H32ZM68 123V124H67ZM86 123H88V124H86ZM129 123H130V125H129ZM10 124H13V126L12 125H10ZM14 124H19V126H22V127H19L18 125L16 126V125H14ZM25 124V125H24ZM29 124V125H28ZM34 124H35V126H34ZM84 125V128L82 127V125ZM132 124V125H131ZM140 124V125H139ZM149 124V125H148ZM11 127H9V126ZM28 125V127L29 128H32V129H30L29 130V128H27V127H25V126H27ZM33 125V126H32ZM42 125V126H41ZM44 125V126H43ZM78 125V126H77ZM79 125H81V127L79 126ZM94 125V126H93ZM16 126V127H15ZM31 126V127H30ZM43 127V128H41V127ZM56 127V129H54L55 127ZM86 126V127H85ZM118 126V127H117ZM125 126V127H124ZM131 126H133V127H131ZM148 126V127H147ZM35 127V128H34ZM77 127H78V129H79V131H77L78 129H77ZM96 129H95V128ZM136 129H135V128ZM15 128V129H14ZM16 128H17V130H16ZM19 128V129H18ZM37 128V129H36ZM40 128V130H38ZM88 128H90V131L92 132V134L90 133V131H89V129ZM125 128H126V130H125ZM129 130H128V129ZM132 128H134L135 129V132H133L134 131V129H132ZM148 128V129H147ZM10 129V130H9ZM12 129V130H11ZM22 129V130H21ZM26 129V130H25ZM35 129V130H34ZM42 129H43V131H42ZM66 129V130H65ZM68 129V130H67ZM98 129V130H97ZM119 129V130H118ZM132 129V130H131ZM138 129V130H137ZM27 130L28 131H30L29 133L27 132ZM38 130V131H37ZM53 130V131H52ZM55 130H57V131H55ZM75 130V131H74ZM86 131V132H83V131ZM95 130V131H94ZM114 130H116V131H114ZM121 130H122V132H121ZM149 131L148 132V134H144V133H147L146 131ZM7 131L9 132V133H7ZM13 131V132H12ZM36 133H34V132ZM97 131V132H96ZM16 132H17V134H16ZM22 132L23 133H25V136H24V134H22ZM42 132V133H41ZM53 132H55V135H54V133ZM81 132H82V136H81ZM88 132V133H87ZM116 132L118 133V132H121L120 134H122V135H117L116 134ZM11 133V134H10ZM19 133V134H18ZM34 133V134H33ZM48 133V134H47ZM51 133H53V134H51ZM73 133V134H72ZM75 133H78V135L77 134H75ZM84 133V134H83ZM115 133V134H114ZM132 135L131 137H130V134ZM139 133H142V135L141 134H139ZM9 134V135H8ZM14 134V135H13ZM27 134V135H26ZM43 134V135H42ZM44 134H45V136H44ZM50 134V135H49ZM57 134V135H56ZM60 134H63L62 136L60 135ZM66 134V135H65ZM69 134H71V135H69ZM112 134H114V136L115 135H117L116 137H114L113 139L116 141V144L115 145H113V144H110L111 142H114V140L112 139V141H111V139H109V138H111V137H113V135ZM140 135V136H138V135ZM143 134H144V136H143ZM2 135V134H1ZM8 135V138H4L5 136H7ZM17 135H19V137L17 136ZM36 135H38V137H36ZM53 135V136H52ZM65 135V136H64ZM84 135V136H83ZM88 135V136H87ZM105 135V136H104ZM125 135H127V138H126V136ZM27 136V137H26ZM29 136V137H28ZM32 136V137H31ZM54 136H56V137H54ZM67 136H68V138H67ZM78 136V137H77ZM86 136L88 137V138H86ZM120 136V137H119ZM136 136H137V139L138 140H136ZM146 136V138H143V137H145ZM9 137H10V139H9ZM14 137H16V138H14ZM24 137H25V139H24ZM58 137V138H57ZM60 137H65V139H67L66 141L63 139V138H61L62 139V141H61V139H60ZM69 137H71V138H69ZM93 137V138H92ZM132 137H134V138H132ZM138 137H140L141 139H139ZM148 137V138H147ZM20 138V139H19ZM24 140H23V139ZM43 138H44V140H43ZM55 139V142H54V140H52V139ZM106 139V140H103V139ZM124 138V139H123ZM129 138V139H128ZM130 138H132L131 140L134 142V141H137L135 144H137V146L139 145V147H140V142L142 141V143H141V147L139 148H137V149H139L138 151H137V149L136 150H134L135 148V144L133 145L132 144V141L131 142H129V140H130ZM152 138V139H151ZM6 139V141H4ZM15 139H18V140H15ZM51 140V141H53L54 143L53 144H58V145H56V146H59V148L58 149H61V150H59L60 152L61 151H63L64 149V151H66V152H62L61 154H60V152L59 151H57V149L56 148H54L55 147V145H53V144H51L52 142H50V141H48V140ZM70 139V140H69ZM88 139V140H87ZM100 139V140H99ZM108 139H109V144H110V146L112 147V148H108V147H110L109 146V144H108ZM119 141H121V143L119 144V142H117L118 140ZM128 139V140H127ZM8 140V141H7ZM31 140H32V142H31ZM40 140H42V144H41V141ZM59 141V142H57V141ZM127 140V141H126ZM4 141V142H3ZM17 141V142H16ZM45 141H48L47 143L45 142ZM60 141H61V143H60ZM64 141V142H63ZM68 141H70V142H68ZM122 141H123V143H122ZM139 141V142H138ZM6 142H7V144H6ZM15 143L16 142V144L14 145V144H10V143ZM35 142H36V144H35ZM50 142V143H49ZM63 142V143H62ZM94 144H93V143ZM97 142V143H96ZM129 142V143H128ZM18 143H19V145H18ZM29 143V145H27ZM60 143V144H59ZM66 144L65 146H64V148H63V144ZM100 143V144H99ZM102 143H104V144H102ZM5 144V145H4ZM11 146H10V145ZM25 144V145H24ZM34 144V145H33ZM41 144V147L40 148H42V150L40 149V148H38L39 147V145ZM50 144V145H49ZM106 144V146H104ZM31 145V146H30ZM46 145H49V147L48 146H46ZM52 145V146H51ZM93 145H96V146H94V148L95 147H97V149L95 148V150H94V148H93ZM100 145H102V146H100ZM113 145V146H112ZM124 145V146H123ZM126 145V146H125ZM133 146V148H132V146ZM7 146V147H6ZM37 147V148H35V147ZM43 146V147H42ZM60 146H61V148H60ZM99 146V147H98ZM130 146H131V149H130ZM136 146V147H137ZM34 147V148H33ZM44 147H46V148H44ZM48 147V148H47ZM103 147H106L107 149L105 150V148H103ZM114 147H115V149H114ZM125 147V148H124ZM9 148H10V150H9ZM49 148H50V150H49ZM54 148V149H53ZM122 148V149H121ZM128 148L130 149V150H128ZM22 151H21V150ZM33 149V150H32ZM112 149V150H111ZM114 149V150H113ZM48 150V151H51L52 152V154L50 155V153L48 152V153H46V151ZM57 151L56 153H59L58 155L56 154V153H53V152H55V151ZM109 150H111V151H109ZM10 153H9V152ZM28 151V152H27ZM31 151V152H30ZM33 151H35V152H33ZM41 151V152H40ZM133 151V152H132ZM134 151H136L137 152V154H135V152ZM18 152V153H17ZM37 152H40V153H37ZM45 152V153H44ZM101 152V153H100ZM109 152V153H108ZM114 152H116V153H114ZM122 152H124V153H122ZM126 152V153H125ZM132 152V154L130 155V153ZM34 153H36L35 155H34ZM105 153V154H104ZM106 153H108V154H106ZM114 153V154H113ZM10 154V155H9ZM21 154V155H20ZM25 154H26V156H27V158H24V160L22 159L23 157H26L25 156ZM39 154H41V155H39ZM45 154V155H44ZM46 154H48L49 156H47ZM70 154V155H69ZM112 156H111V155ZM118 154H119V152H118ZM127 154H129L128 156H127ZM140 154V155H139ZM28 155H31V156H29L28 157ZM62 155V157H60ZM67 155V156H66ZM99 155V156H98ZM104 155H106V158H105V156ZM108 155V156H107ZM138 155V156H137ZM22 156V157H21ZM34 156H37V157H34ZM54 156V157H53ZM56 156V157H55ZM124 156V157H123ZM137 156V157H136ZM31 157V158H30ZM34 157V162L36 161V163L34 164V162H33V160H31L32 158ZM38 157H40V158H38ZM64 157V158H63ZM67 157V158H66ZM97 157V158H96ZM108 157L110 158V159H108ZM128 157H130V159L128 158ZM134 157H136V158H134ZM30 158V160H28ZM54 158V160H56V158H57V161H55L54 162V160H52V159ZM103 158H105V159H103ZM125 158V159H124ZM20 159V160H19ZM26 159L28 160V161H26ZM43 159V160H42ZM46 159V160H45ZM98 159V160H97ZM114 159V160H115ZM134 159H135V161H134ZM49 160V161H48ZM58 161H60V163H58ZM68 161H70V163L68 162ZM102 161L103 162H105V164H103L102 163ZM28 162V164L26 165V163ZM30 162V163H29ZM43 162V163H42ZM48 162V164H50V163H52L53 165H55L54 167H53V165L51 164V166H49L48 164H46ZM93 162V163H92ZM25 163V164H24ZM57 163V164H56ZM66 163V164H65ZM34 164V165H33ZM91 164H96L97 166H93L92 165V167H91ZM107 164V165H106ZM36 165V166H35ZM45 165H47V166H49V167H44ZM57 165V166H56ZM59 165H60V167H59ZM68 165H69V167L70 168H68ZM90 167H89V166ZM106 165V167H104V166ZM109 165H112L111 163H109ZM127 165V164H126ZM28 166H30V167H28ZM34 166V167H33ZM62 166V167H61ZM77 166H78V168H77ZM33 167V168H32ZM55 167H56V169H55ZM67 167V168H66ZM73 167H75V168H73ZM29 168H32V169H30L29 170ZM38 168H39V170H38ZM61 168V169H60ZM65 168V169H64ZM131 168V169H130ZM50 169V170H49ZM53 169V170H52ZM62 169L63 170H65V171H62ZM67 169V170H66ZM83 171H82V170ZM9 170V171H8ZM43 170H46L45 172L43 171ZM52 170V171H51ZM74 171V172H72L71 173V171ZM137 170H138V167H137ZM32 171V172H31ZM50 171H51V173H50ZM57 171H59L60 173H58ZM76 171H77V173H76ZM29 172H31L32 174H30ZM54 172V173H53ZM56 172V173H55ZM21 173V174H20ZM65 173V174H64ZM69 173H71V174H69ZM25 174V175H24ZM41 174H42V176H41ZM60 174V175H59ZM74 174H75V176H77V177H75L74 176ZM91 175V176H89V175ZM96 174V175H95ZM8 175H11V176H9L8 177ZM27 175V176H26ZM37 175H39V176H37ZM59 175V176H58ZM19 176H20V181H18V179H19ZM28 176H29V178H28ZM70 176V177H69ZM91 177V178H93V180L92 179H90L89 177ZM99 178H98V177ZM105 176V175H104ZM136 175H134V177H135ZM68 178L69 177V181H65V180H63V179H65V178ZM74 177H75V180H74ZM100 177H101V179L103 180H101L100 179ZM40 178V179H39ZM42 178V179H41ZM59 178H61V179H59ZM66 178V179H67ZM77 178H78V180H77ZM88 178V179H87ZM131 178H133V175H131ZM28 179V180H27ZM58 179L60 180V182H58V184H57V181H58ZM56 181V185L54 184L55 183V181ZM80 180H83V181H80ZM87 180V181H86ZM99 180H101L100 182H98ZM105 180V181H104ZM133 179H131V181H132ZM26 183H24V182ZM62 181H64L65 182V184H66V182L68 183V184H66L68 187H70V189H68V187L67 186H65V184H63L64 182H62ZM85 181V182H84ZM89 181H92V184H91V182H89ZM36 182V183H35ZM48 182H50V184H48ZM54 182V183H53ZM84 182V183H83ZM95 182V183H94ZM98 182V183H97ZM104 182V183H103ZM107 183V185H106V183ZM28 183V184H27ZM78 183H80V184H78ZM94 183V184H93ZM102 183H103V185L104 186H100V185H102ZM25 184V185H24ZM34 184H36L35 186H34ZM46 184V185H45ZM50 185V187H48V185ZM61 184H63V185H61ZM69 184H71V185H69ZM96 184V186H92V185H95ZM2 185H4V186H2ZM46 186V188L48 189V191H46V193H47V195L45 194L44 195V193L43 192H45V186ZM61 185V186H60ZM73 185H78V187L77 188H74V186ZM91 185V186H90ZM222 185V186H221ZM221 185H218L217 186V193H219V191H220V196H219V194H218V196H214L213 198H211L210 200H207V202L208 203H204L205 204V206L207 207V205H210V206H214L213 204H215L216 206L215 207H217L218 209H222L224 212H229V211H231L232 209H234L236 212H239V214H238V218H237V220L238 221H236V222H238V227L240 228L239 229V231H244L245 229H250L251 227H252V225H253V223L252 222H250V223H248V221H247V219L251 216V211L252 210H254V206L252 205V202H253V196H247V194L245 193V191H244V193H243V189H244V185H242V184H240V185H232V184H227V185H225V184H221ZM242 185V186H241ZM6 186H8V187H6ZM29 186H30V189H29ZM33 186V187H32ZM52 186V187H51ZM88 186V187H87ZM92 187V188H90V187ZM25 187H27V188H25ZM32 187V188H31ZM35 187L36 188H41L39 191H37V189H35ZM58 189H57V188ZM82 189H84V190H81V188ZM111 187V188H110ZM124 188H125V186H123ZM240 187V188H239ZM25 188V189H24ZM45 188V189H44ZM49 188H50V190H49ZM51 188H53V190L51 189ZM60 188V189H59ZM89 188V189H88ZM118 191L120 190L121 191V188L120 187H115ZM113 189V190H115L116 191V189ZM3 189H6V193L3 191ZM30 191H29V190ZM57 189V190H56ZM89 191H88V190ZM109 189V190H108ZM111 189V190H110ZM123 189V188H122ZM21 190V191H20ZM27 192H26V191ZM36 190V191H35ZM55 190V191H54ZM59 190V191H58ZM62 190V191H61ZM124 190V189H123ZM122 190V191H123ZM17 191V192H16ZM73 192L72 193V195H71V193L70 192ZM87 191V192H86ZM224 191V192H223ZM238 191V192H237ZM7 192H11L10 194L8 193L7 194ZM16 193V195H18L19 197L17 198V196L14 194V196L13 197H11L13 194L12 193ZM20 192V193H19ZM30 192H38L37 194H38V197L36 196V195H34V199H32L33 198V193L32 194H29ZM42 192V193H41ZM48 192H51L50 194H48ZM237 192V193H236ZM4 193V194H3ZM17 193H19V194H17ZM26 193H28V194H26ZM57 194V196L55 195V194ZM67 193L69 194V195H67ZM139 193V192H138ZM216 193V194H217ZM24 194V195H23ZM51 194H53V195H55L54 197H53V195L51 196ZM86 194H87V196H86ZM123 194H125V195H127V192L125 193V192H123L121 195L118 193V194H116L115 195V199H116V197L118 196V195H120V197L118 196L117 197V199L115 200V202L118 200V202H121V203H118V202H116V203H118L119 205L120 204H122V206H123V201H126L125 199H124V196L125 195H123ZM40 195V196H39ZM61 195V196H60ZM65 195V196H64ZM71 195V197H69ZM6 196V197H5ZM8 196V197H7ZM31 196H32V198H31ZM49 196H51V200H50V203H53V204H49L48 203V201H49V198H47V197H49ZM60 196V197H59ZM68 196V197H67ZM76 197V199L74 198H72V197ZM21 197V198H20ZM45 198V202H44V199L43 198ZM57 197H59V198H57ZM111 197V196H110ZM109 197V198H110ZM218 197H219V199H218ZM11 198V199H10ZM15 198V199H14ZM20 198V199H19ZM29 198V199H28ZM63 198V199H62ZM70 200H69V199ZM72 198V199H71ZM119 198V199H118ZM121 198H123V199H121ZM14 199V200H13ZM22 199H24L22 202H21V200ZM40 199L44 202H41L40 201ZM112 199V198H111ZM7 200V201H6ZM20 200V201H19ZM33 202H32V201ZM53 200H55V202L53 201ZM67 200H69V201H67ZM225 200V201H224ZM13 201V202H12ZM17 202V203H14V202ZM30 201V202H29ZM38 201H40V202H38ZM66 201V202H65ZM218 201V202H217ZM19 202V203H18ZM25 204H24V203ZM48 204H47V203ZM58 204H57V203ZM69 202H70V205H68L69 204ZM73 202H75V203H73ZM7 203V204H6ZM12 203V204H11ZM23 205H22V204ZM109 203H112V206H109V210H111V211H109L108 210V207L106 208V216H105V214H103V217L101 218V219H103L104 217H107L108 215V213H109V216L110 215H114L115 216V219H113V221H111L110 219H108V218H110V217H108V218H104L103 220H105L106 221V223H108V228H107V226L105 225V228H103V230H105V229H108L107 231H104V232H102V241H103V243H104V246L108 249V251H109V249L111 250V252H112V250H114V247H112V248H110L109 247V242L108 241H110L111 239H112V237H113V232H115V231H117V230H119V228H124L125 226L124 225H126V221H127V223H128V219H129V217L128 216H130V215H128V212L126 213L125 211H124V209H123V207L121 206V208L119 207H117V205L118 204H116V206L114 207V201H109ZM15 204V205H14ZM17 204V205H16ZM56 205V207H58V208H56L55 207V205ZM62 204H64V206L62 205ZM8 205H10V206H8ZM21 205V206H20ZM27 205L29 206V207H27ZM31 205H32V207H31ZM48 205H49V207H50V209L49 208H47L48 207ZM62 205V206H61ZM68 205V206H67ZM84 208V211H83V213H85L86 214V212H87V214L86 215H83V213H82V210H83V208L81 207V206ZM18 206V209L17 208H13V207H17ZM44 206V208H45V210H44V208H42ZM45 206H47V207H45ZM51 206H52V208H53V206L55 207V208H51ZM60 206V207H59ZM12 207V208H11ZM24 207H25V209L26 208H30L31 207V209H26L27 211H25L24 212ZM37 207V208H36ZM40 209H39V208ZM69 207V208H68ZM75 209H74V208ZM111 207H112V209L114 208H116L117 207V209H113V211H112V209H111ZM20 208H22L23 209V211H22V209H20ZM76 208H78L77 210H76ZM82 208V209H81ZM2 209V210H1ZM16 209V210H15ZM38 209V210H37ZM49 209V210H48ZM67 209H69V211H67ZM12 211L11 213H12V215L10 214V212H9V215L7 214L8 213V211ZM48 210V211H47ZM57 210H58V212L59 213H57ZM64 210V211H63ZM75 210V211H74ZM108 210V211H107ZM117 210V211H116ZM20 211V212H19ZM30 211H31V213H30ZM33 211V212H32ZM40 211V212H39ZM74 211V212H73ZM78 211H80V212H78ZM86 211V212H85ZM14 212V213H13ZM44 212V213H43ZM67 212H69V214H71V217H74L73 215H75V217H79V218H76V219H78L77 220V222H79V223H77V222H75L76 221V219L75 218H71V220H69V218H70V216H69V214L67 213ZM73 212V213H72ZM75 212H77L78 214H80V213H82V215L80 214V216L79 215H76V213ZM32 213H34V214H32ZM54 213V214H53ZM60 213H62V215H60ZM66 213V214H65ZM31 214V215H30ZM38 214H40V216L39 217H37V215ZM42 214V215H41ZM52 214V215H51ZM58 214H59V216H58ZM64 214V215H63ZM117 214V215H116ZM127 215V217H125L126 215ZM11 215V216H10ZM28 215H30L31 217H29ZM34 215H36V217H33ZM47 215V218L46 219H44V217ZM65 215H66V217H67V219L65 220ZM122 215V216H121ZM41 216H43V217H41ZM52 216H53V218H54V221H52L53 220V218H52ZM58 216V217H57ZM61 216V217H60ZM85 216V217H84ZM89 216V217H88ZM113 216V217H114ZM119 216H121V218L124 220H122ZM60 217V218H59ZM84 217V218H83ZM26 218H27V220H26ZM30 219V221H29V219ZM39 218V219H38ZM51 218V219H50ZM57 218V219H56ZM89 218H92L91 220L89 219ZM112 218V217H111ZM118 218V219H117ZM119 218H120V221H119ZM40 219H42V220H44V223L42 222V220H40ZM56 219V220H55ZM75 219V220H74ZM89 221H91V222H89ZM108 219V220H107ZM21 220V221H20ZM29 221V222H26V221ZM33 220V221H32ZM38 220H40V222L37 221ZM48 220V221H47ZM60 220V221H59ZM67 220H68V225H66L67 224ZM126 220V221H125ZM47 221V222H46ZM51 221L52 222H54L55 223V221H56V223H55V225H52V226H50L52 223H51ZM58 221L59 222H62V224L64 225H62V227L60 226L61 224H57L58 223ZM72 221V222H71ZM34 222V223H33ZM216 223L218 222V220L216 219V221H215ZM47 227L48 226V229L47 230H49V232L51 233L52 232V234H50V233H44V231H46L45 229H46V227L43 225V224ZM47 223V224H46ZM51 223V224H50ZM53 223V224H54ZM66 223V224H65ZM87 223V224H86ZM0 224L3 226L4 224L2 223V222H0ZM43 226H42V225ZM124 224V225H123ZM6 225V224H5ZM30 225V226H29ZM42 227H41V226ZM121 225V226H120ZM6 226H8V225H6ZM29 226V227H28ZM55 226V227H54ZM59 228H57V227ZM65 226L67 227V229L65 228ZM85 226H86V228H87V231L85 230V232H84V229H85ZM51 227H54L56 230H57V232H59V235H58V233L57 232H54V231H56V230H53V228H51ZM111 227V228H110ZM45 228V229H44ZM74 228V229H73ZM80 228V229H79ZM79 229V230H78ZM110 229V230H109ZM59 230H61V232H63V234H61V232L59 231ZM67 230V231H66ZM76 230V231H75ZM81 230V231H80ZM102 230V231H103ZM71 231V232H70ZM73 231V232H72ZM68 232V233H67ZM79 232V233H78ZM32 233V234H31ZM57 234V235H55V234ZM65 233V234H64ZM80 233H82V234H80ZM91 233V234H90ZM105 233V234H104ZM34 234V235H33ZM67 234H70V235H67ZM79 234V235H78ZM85 234V235H86ZM31 235V236H30ZM37 235H35V236H37ZM47 235H48V237L51 239V240H53V237L55 238L54 240H53V242L52 243H50L51 242V240L49 241L48 240V238H47ZM61 235L63 236V238L61 239ZM65 235H67V236H65ZM111 235H112V237H111ZM33 236V237H32ZM53 236V237H52ZM76 236V237H75ZM90 236V237H91ZM109 236V237H108ZM20 237V238H19ZM58 237V238H57ZM60 237V238H59ZM81 238V239H79V238ZM93 237V236H92ZM33 238V239H34ZM84 238H86V237H84ZM111 238V239H110ZM45 239V240H46ZM69 239V240H68ZM87 239V238H86ZM107 239H108V241H107ZM41 240V241H40ZM79 240V241H78ZM244 240H246V242H241V243H239L238 244V246H236V248L234 249V251L233 252H231V250L228 248V247H223V248H220V247H214V248H211V249H209V250H207L208 252L209 251H211V253H213L214 254V258H215V260H216V262L218 263V264H264V241H261V242H259V243H257V242H254L253 241V239L251 238V236L250 237H248V238H246V239H244ZM39 241L41 242V243H39ZM68 241V242H67ZM82 241V242H81ZM59 242V243H58ZM63 242V243H62ZM86 242V241H85ZM47 243V244H46ZM68 243H69V245H68ZM70 244L72 245L71 247H70ZM108 245V247H107V245ZM188 244V243H187ZM187 244L185 245L184 243H183V246H182V244L180 245V246H178V247H167V248H165V249H162V253H158L157 255H156V257H154V259H152L153 260V264H154V262H155V264H200V263H198L197 262V260H198V257H200L202 254H200V250H201V248H198V246L195 244V243H189L188 244V246H187ZM59 245H60V247H59ZM79 245V246H78ZM81 245H83V246H81ZM186 247H185V246ZM192 245V246H191ZM194 245V246H193ZM67 246V247H66ZM75 246H76V248H75ZM191 246V247H190ZM203 246V245H202ZM227 246V245H226ZM253 246V247H252ZM61 247H63V248H61ZM78 247V248H77ZM183 247V248H182ZM190 247V248H189ZM75 248V249H74ZM81 248V249H80ZM185 248H187L188 249V251L190 252V253H187V249H185ZM240 248V249H239ZM77 249H79V250H77ZM178 249V250H177ZM225 249V250H224ZM63 250H65V251H63ZM68 252H67V251ZM185 250H186V253H184L185 252ZM195 250H197V251H195ZM62 251V252H61ZM77 251V252H76ZM184 251V252H183ZM204 252L206 251V250H203ZM251 251V252H250ZM44 252H46V253H44ZM83 252H84V254H83ZM85 252H87V253H85ZM203 252V253H204ZM225 252V253H224ZM62 253V254H61ZM239 253V254H238ZM241 253V254H240ZM59 254V255H58ZM61 254V255H60ZM69 254V255H68ZM72 254V255H71ZM226 254V256H224ZM34 255V256H33ZM50 255V256H49ZM52 255H53V257H52ZM67 256L66 258L64 257V256ZM78 257L77 259L74 257ZM84 255V256H83ZM93 255V256H92ZM230 255H233V256H230ZM32 256V257H31ZM45 256L47 257V260H46V258H45ZM71 256H73L75 259H76V261L77 262H75V260L73 261V260H71ZM91 256H92V258H91ZM169 256V257H168ZM221 256V257H220ZM224 256V257H223ZM24 257V258H23ZM25 257H27V258H25ZM44 257V258H43ZM49 257V258H48ZM62 257H64L63 259H62ZM191 257V258H190ZM33 259L34 258V261L33 260H31V259ZM91 258V259H90ZM195 258H197V259H195ZM36 259H38V260H36ZM42 259H44V260H42ZM49 259V260H48ZM230 259V260H229ZM29 260H31V261H29ZM55 260V261H54ZM91 260H92V262H91ZM17 261V262H16ZM20 261V262H19ZM36 261H38V263L36 262ZM58 263H57V262ZM27 262V263H26ZM29 262V263H28ZM48 262V263H47ZM91 262V263H90ZM230 262V263H229ZM31 263V264H32ZM34 263V264H35ZM138 262H136V263H134V264H137Z\"/></svg>",
  "mask_w": 264,
  "mask_h": 264
}]
</instances>
